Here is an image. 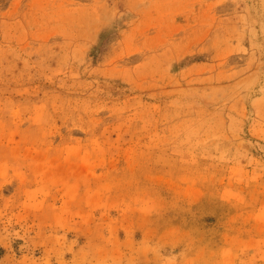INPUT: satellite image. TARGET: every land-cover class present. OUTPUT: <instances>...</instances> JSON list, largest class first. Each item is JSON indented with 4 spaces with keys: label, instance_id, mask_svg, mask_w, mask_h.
Instances as JSON below:
<instances>
[{
    "label": "rangeland",
    "instance_id": "374dc122",
    "mask_svg": "<svg viewBox=\"0 0 264 264\" xmlns=\"http://www.w3.org/2000/svg\"><path fill=\"white\" fill-rule=\"evenodd\" d=\"M0 264H264V0H0Z\"/></svg>",
    "mask_w": 264,
    "mask_h": 264
}]
</instances>
